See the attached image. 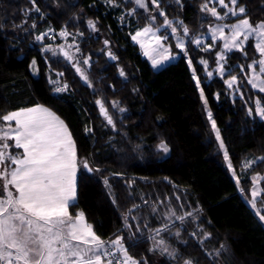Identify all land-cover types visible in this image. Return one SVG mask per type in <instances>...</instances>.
Masks as SVG:
<instances>
[{"label":"trees","instance_id":"obj_1","mask_svg":"<svg viewBox=\"0 0 264 264\" xmlns=\"http://www.w3.org/2000/svg\"><path fill=\"white\" fill-rule=\"evenodd\" d=\"M115 3L117 6L105 0H35V4L32 0H0V114L42 104L66 122L78 157L100 170L79 169L78 196L70 212L75 215L83 211L104 240L122 235L129 255L141 264H184L185 260L193 264H264V221L249 203L252 177L264 174V162L257 159L264 157V120L247 111L256 98L264 102V93L252 89L236 67L258 58L252 41L246 58L234 52L226 64V68L231 66V75L243 81L240 90L245 95L241 99L219 76L208 78L199 64L203 58L214 66L221 43L204 52L189 42L191 37L205 34L210 23H219L200 11L204 0H160L168 19L174 24L183 21L189 36L188 56L182 52L177 61L159 70L129 34L148 24L149 16H156V25L163 23V17L152 3L148 10L137 8L133 15H128L136 7L132 0ZM238 6L246 7L252 21H264V0H239ZM88 20L96 22L97 32L87 27ZM61 30L83 33L75 37L80 49L76 59L91 57L90 67L81 64L91 87L62 56L44 51L47 45L72 42L71 36L64 42L59 36ZM43 33L48 35L36 41L35 37ZM49 33L55 40L48 37ZM160 34L169 33L161 29ZM105 40L109 41L107 47ZM207 42L211 43V37ZM165 43L172 46V52L178 51L173 37ZM108 49L117 60L108 58ZM188 58L200 78L207 109L192 79ZM33 59L37 61L35 72ZM119 69L125 71L124 77L119 76ZM61 72L63 76H57ZM229 77L226 73L224 79ZM60 81L67 89L56 92ZM216 93H220L219 98ZM97 99L105 101L115 129L100 114ZM112 101H118L125 111L113 109ZM209 110L236 176L211 130ZM87 128L91 132H86ZM161 141L169 153L158 150ZM249 158L257 161L245 171L243 163ZM236 177L240 178L239 186ZM260 185L263 194L256 207L264 215V180ZM169 209L177 215L190 212L192 216L183 223L173 217L170 231L156 236L153 230L162 227L163 215ZM124 216H128L130 228H125ZM177 231L181 241L173 237ZM152 237L169 239L176 258L161 254L158 247L150 251L155 247Z\"/></svg>","mask_w":264,"mask_h":264},{"label":"snow or ice","instance_id":"obj_2","mask_svg":"<svg viewBox=\"0 0 264 264\" xmlns=\"http://www.w3.org/2000/svg\"><path fill=\"white\" fill-rule=\"evenodd\" d=\"M132 2L136 7L131 9L128 15H133L137 8L148 10L147 0H132ZM32 3L35 4V0H32ZM105 3L117 6L115 0H105ZM151 3L159 16L163 17V23L156 25L154 23L156 16H149L148 24L135 30L134 34H129L131 40L139 45L143 55L151 60L153 67L173 58L172 46L165 44L170 36L176 39L175 47L187 57V45L178 35L177 27L182 28L183 37H188L187 26L183 21H176L174 24L168 19L167 14L160 8V0H151ZM238 3L239 0H204V3L200 5V11L207 13L219 23L209 24L208 34L211 37V43L205 45L200 36L191 37L189 42L194 43L204 52L211 51L216 47L217 42L222 44L220 50L215 53L216 72L223 79L227 89L244 99L245 93L240 90L243 81L237 75H231V66L226 68L225 65L231 53L239 52L246 58L249 42L252 41L251 46L258 58H254L247 66L239 64L236 67L252 89L264 93V21L253 24L246 15V7L238 6ZM218 8L224 11L221 13ZM35 10L39 12L38 7ZM229 17L237 19L235 22L225 23L224 21ZM87 27L93 32L98 31L96 22L92 20L87 21ZM161 29L166 32L170 30V34H160ZM47 35L48 33L37 35L35 40L42 41ZM82 35L83 33L72 34L67 30H61L59 36L66 41L71 36L72 42L56 47L48 45L45 46L44 51L52 53L53 56H62L91 87L88 75L81 67V64L90 67L91 57L76 59V53H79L80 49L75 42V37ZM104 44L107 47L109 41L105 40ZM107 56L113 61L118 59L110 49L107 51ZM187 63L192 68V79L207 109L208 100L201 87L200 78L196 75L192 59L188 58ZM36 64L37 61L33 59L31 67L34 72L37 71ZM199 64L203 66L207 77L211 78L213 72L207 71L208 61L201 58ZM226 73L230 78L224 79ZM57 76H63V73H57ZM119 76H125L123 69H119ZM50 82L58 83V81ZM66 89L65 84L56 87L55 91L63 92ZM219 95L220 93H216V98H219ZM95 104L99 107L100 114L107 124L115 129V121L105 106V101L97 99ZM118 105V101L111 102L113 109L124 112L125 109L119 108ZM254 105V109L252 107L247 109L248 115L251 116L255 112L256 116L264 120L262 98H256ZM207 118L215 139L219 142V148L223 151L227 166L236 176L235 168L210 110L207 111ZM86 132H91V128H87ZM157 148L165 154L170 151L163 141L157 145ZM12 149L22 151L14 153ZM257 159L264 162V157ZM254 163L256 160L245 161L243 170L247 171ZM81 167L88 172L100 171L91 168L87 160H81L78 157L71 132L50 109L36 105L0 114V264H141V261L129 255L122 235H116L109 240L101 239L93 226L87 222L83 211L75 215L69 211L71 207H75L77 172ZM261 180H264V176L259 174L252 177L253 186L250 190L249 203L253 209L257 206V197L261 191L258 185ZM236 183L239 186V177H236ZM104 184L108 185L107 179L104 180ZM133 207L138 208L139 205ZM152 211L155 212L156 209ZM131 212L132 209L129 210V213ZM256 214L261 221H264V215H261L259 210ZM191 216L190 212L177 215L174 210L169 209L163 215L162 227L153 231L156 236H161V233L169 232L170 227L174 226L169 224L173 217L183 223ZM123 219L125 228H130L128 216H124ZM145 227L148 225L145 224ZM137 230L139 231V228ZM174 235L178 237L179 231ZM152 239L155 247L150 251H155L158 247L161 254L176 258L175 251L169 250L163 238L156 240L152 237ZM184 264H193V261L185 260Z\"/></svg>","mask_w":264,"mask_h":264},{"label":"rangeland","instance_id":"obj_3","mask_svg":"<svg viewBox=\"0 0 264 264\" xmlns=\"http://www.w3.org/2000/svg\"><path fill=\"white\" fill-rule=\"evenodd\" d=\"M147 2H148V4L149 3H151V0H147ZM222 13V12H221ZM230 18V17H229ZM250 20H251V18H250ZM236 21V20H235ZM235 21H224L225 23H232V22H235ZM252 21V20H251ZM253 22V24H255V23H259V22H254V21H252ZM168 33L170 34V30H168ZM178 35H180L184 40H185V43L187 44V37H183V34H181V32H180V30H178ZM202 39H203V41H204V44L205 45H207L208 44V42H207V39L210 37V35L208 34V31L205 33V34H202V35H199ZM49 38H51V39H53V40H55V37L53 36V34L52 33H49V36H48ZM62 38V37H61ZM71 38V37H70ZM63 40H64V42H66V40L64 39V38H62ZM76 39V38H75ZM173 39H174V41H175V43H176V39L173 37ZM68 43V42H67ZM166 44V43H165ZM47 45V44H46ZM166 45H168V44H166ZM48 46V45H47ZM220 47H222V44H221V46ZM73 51H75V50H73ZM141 52H142V54H143V50L141 49ZM171 53H172V57L173 58H171V59H169L168 61H165V62H163L162 64H160L159 66H157V67H153L155 70H159V69H161V68H163L164 66H166L167 64H169V63H172V62H175V61H177L179 58H180V55H181V53L182 52H180V50L178 49V51L176 52V53H174V52H172L171 51ZM144 57H146V56H144ZM147 59H148V57H146ZM149 60V62L151 63V65H152V62H151V60L150 59H148ZM212 67V68H211ZM225 67H226V65H225ZM216 68H217V64L215 63V65L213 66L211 63H209L208 62V69H207V71H212L213 72V76H219L218 74H217V72H216ZM212 76V77H213ZM230 78V77H229ZM228 79V78H227ZM59 81V80H58ZM60 83H61V81H60ZM64 85V83L62 82L61 83V85L60 86H63ZM256 91H258V90H256ZM233 94V93H232ZM233 95H238V94H233ZM253 104H254V101H253ZM254 107H255V105L253 106V109H254ZM255 113V112H254ZM259 117V116H258ZM260 118V117H259ZM261 119V118H260ZM247 160H256L257 161V159H255V158H249V159H247ZM247 160H245V161H247ZM260 175V174H259ZM256 176V175H255ZM260 176H264V174H262V175H260ZM263 181V180H262ZM258 187L260 188V195L257 197V200L262 196V194H263V186H261V185H258ZM256 210H260L259 208H257L256 207ZM173 237H174V239H177V240H179V241H181V239H179V237H177V236H175L174 234H173ZM168 242H170L169 241V239L168 240H165V244H166V246L169 248V250L170 251H173L172 250V247H171V245L168 243ZM172 242V241H171Z\"/></svg>","mask_w":264,"mask_h":264},{"label":"crops","instance_id":"obj_4","mask_svg":"<svg viewBox=\"0 0 264 264\" xmlns=\"http://www.w3.org/2000/svg\"><path fill=\"white\" fill-rule=\"evenodd\" d=\"M36 105H42V104H36ZM36 105H33V106H36ZM33 106H30V107H33ZM42 106H44V105H42ZM44 107H46V106H44ZM26 108H28V107H26ZM46 108H48V107H46ZM48 109H50V108H48ZM51 110V109H50ZM52 112H54L53 110H51ZM55 113V112H54ZM55 115L56 116H58L59 118H60V120H62L64 123H65V125L68 127V125L66 124V122L57 114V113H55ZM68 129H69V127H68ZM69 131H70V129H69ZM71 132V131H70ZM73 138V137H72ZM74 140V139H73ZM75 142V141H74ZM9 143H11V141H9ZM75 145H76V143H75ZM76 149H77V147H76ZM22 151V150H21ZM78 172H79V169H78ZM78 172H77V195H76V200H77V196H78ZM262 182V180L259 182V185H260V183ZM76 202V201H75ZM69 211H70V209H69ZM86 217V216H85ZM87 220V219H86ZM88 222V221H87ZM89 223V222H88ZM102 239V238H101Z\"/></svg>","mask_w":264,"mask_h":264}]
</instances>
